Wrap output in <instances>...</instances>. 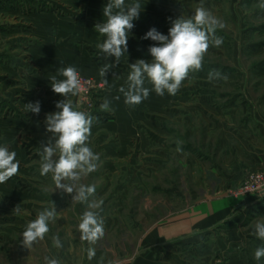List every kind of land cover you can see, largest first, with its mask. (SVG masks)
Returning <instances> with one entry per match:
<instances>
[{
	"label": "rangeland",
	"instance_id": "1",
	"mask_svg": "<svg viewBox=\"0 0 264 264\" xmlns=\"http://www.w3.org/2000/svg\"><path fill=\"white\" fill-rule=\"evenodd\" d=\"M133 2L125 0L126 5ZM201 2L225 24L215 33L223 44L209 47L202 70L190 73L177 94L165 92L172 103L157 115L146 109L145 117L134 120L140 135L131 137L127 152L112 130L94 129L116 118L100 112L102 90L92 91V107L73 97L78 110L96 118L89 146L99 155L98 167L81 182L95 185L90 199L103 200L99 214L105 235L89 245L79 239L77 230L87 204L55 190L51 174H40L37 152L50 135L44 121L55 103L44 89L36 92L33 102L40 101V113L25 110L32 102L26 81L33 68L24 56L26 47L36 42L26 15L48 12L79 18L86 8L70 7L64 0H0V146L15 151L20 164L18 174L0 184V264H45V257L58 258L62 264H93L103 254L117 258L128 250L132 255L155 225L218 194L232 196L239 205L198 240L165 244L156 264H264V258H254L264 241L253 235L255 222L264 219V193H238L252 176L264 172L262 0H139L141 13L133 22L144 25L146 32L155 27L167 35L172 20L190 17ZM155 43L141 38L146 61H151L148 48ZM126 59L136 61L132 53ZM211 70L228 79L209 82ZM52 202L60 218L50 223L43 241L31 250L23 247L26 224ZM18 204L19 215L13 211ZM57 235L63 244L59 249L52 239ZM89 247L95 248L92 260Z\"/></svg>",
	"mask_w": 264,
	"mask_h": 264
},
{
	"label": "clouds",
	"instance_id": "2",
	"mask_svg": "<svg viewBox=\"0 0 264 264\" xmlns=\"http://www.w3.org/2000/svg\"><path fill=\"white\" fill-rule=\"evenodd\" d=\"M259 7L264 10V0ZM140 13L139 0L129 5L125 4V0H108L103 7L102 14L106 19L96 23L94 30L106 38L97 44V48L104 58L112 57L114 62L105 63L100 67L99 75L103 78L101 87L108 84L107 73L128 52L129 34L135 26L133 21L139 19ZM224 27L225 24L201 2L190 17L180 15L172 20L167 35L159 32L155 27L149 29L143 39L156 42L148 48L152 59L150 62L137 59L129 65L130 72L126 86L119 88V92L124 96V103L129 107L139 105L149 97L151 91L159 96H163L165 92L169 95L177 94L190 73L202 70L209 47H220L223 44L222 37L216 36L215 33L218 28ZM58 74L63 79H57L56 75L51 76L50 86L55 94L64 99L55 103L58 111L46 114L44 123L46 132L50 135L46 141L41 142V148L37 152L41 160L40 174L42 176L51 174L55 190L72 195L73 202L87 204V210L80 217L77 230L82 242L95 245L105 235L104 220L99 214L103 200L90 199L95 196L96 187L81 181L95 172L98 167L99 155L89 146L91 129L96 118L78 110L79 106L74 105L69 99L70 96L79 95L83 89L77 68L63 67L58 69ZM146 79L152 85L151 89L145 87ZM207 79L213 82L227 80L228 77L218 70H211ZM25 110L38 115L41 104L39 101L29 102L25 104ZM100 110L113 111L111 102L105 99L100 105ZM177 151H182V148L178 146ZM19 167L16 152L10 151L7 146H0V184L17 175ZM13 211L17 215L21 213L19 204ZM59 218V213L52 202L50 208L40 211L34 220L26 224L22 233V246L31 250L35 244L43 241L50 231V223H55ZM253 228V235L264 241V219L257 220ZM52 239L56 248L63 247L58 235L53 236ZM87 256L89 260L93 259L94 247L87 248ZM254 258L257 261L264 258V246L255 250ZM44 260L45 264H62L58 258L45 257ZM109 264H118V262L110 261Z\"/></svg>",
	"mask_w": 264,
	"mask_h": 264
},
{
	"label": "crops",
	"instance_id": "3",
	"mask_svg": "<svg viewBox=\"0 0 264 264\" xmlns=\"http://www.w3.org/2000/svg\"><path fill=\"white\" fill-rule=\"evenodd\" d=\"M64 2L73 8H86L85 15L73 18L41 12L25 16L26 21L34 27L31 37L35 36L36 39L35 43L24 50L26 65L33 68V72L26 81L27 88L30 89L28 96L31 97L32 102L37 100L35 99L38 95L36 92L44 89L48 90L50 96H53L50 98L51 103L64 99L55 94L50 86L51 76L56 75L57 79H63L58 74L60 68L75 66L79 74L102 83L103 78L99 75L100 67L105 63L114 62L112 57L104 58L97 48V44L103 42L106 37L94 30L96 23L106 19L102 14V9L106 6L105 0H64ZM134 25L128 38V52L107 73L108 84L101 89V104L108 99L113 109L111 113H114L116 118L100 123L99 127H94L98 130L103 126L117 134L123 146V153L129 150L131 137L140 135L141 128L135 126L134 120L145 117L146 109L151 110L149 115L151 113L157 115L167 103H172L168 96L165 94L159 96L154 91H151L149 97L139 105L129 107L124 103V96L119 92V88L126 86L130 72L128 68L131 63L126 58L131 53L136 60L146 57V50L141 49L140 44L146 28L144 25L135 23ZM145 87L152 88L147 79ZM73 97H69L72 102ZM46 107L44 105L43 109ZM49 107V113L55 112L56 107L52 105ZM100 112L104 111L100 110ZM141 141L144 145V140ZM238 205L239 203L230 195L218 194L197 200L191 206L170 215L166 221L155 225L151 234H146L139 240L138 248L132 255L128 250H125V254L120 253L121 256L117 258L103 254L93 264H109L110 261H117L118 264H156L159 251L165 244L198 240L210 227L224 221Z\"/></svg>",
	"mask_w": 264,
	"mask_h": 264
},
{
	"label": "built area",
	"instance_id": "4",
	"mask_svg": "<svg viewBox=\"0 0 264 264\" xmlns=\"http://www.w3.org/2000/svg\"><path fill=\"white\" fill-rule=\"evenodd\" d=\"M81 80L83 83V89L81 93L77 96H74L76 101L78 103L86 104L89 107L94 106V100L92 97V91L96 89H102L101 82L95 80L94 78L81 75ZM242 190H239V194L241 193H253V192H259L264 193V172L256 174L255 176H252V178L246 182L241 188ZM237 193V194H238ZM238 194V195H239Z\"/></svg>",
	"mask_w": 264,
	"mask_h": 264
}]
</instances>
